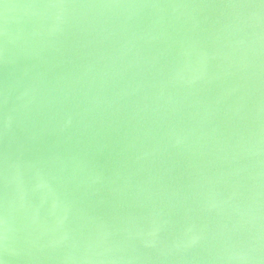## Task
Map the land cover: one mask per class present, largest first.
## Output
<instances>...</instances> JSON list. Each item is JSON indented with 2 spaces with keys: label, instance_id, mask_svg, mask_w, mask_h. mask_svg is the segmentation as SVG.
<instances>
[{
  "label": "water",
  "instance_id": "1",
  "mask_svg": "<svg viewBox=\"0 0 264 264\" xmlns=\"http://www.w3.org/2000/svg\"><path fill=\"white\" fill-rule=\"evenodd\" d=\"M0 264H264V0H0Z\"/></svg>",
  "mask_w": 264,
  "mask_h": 264
}]
</instances>
